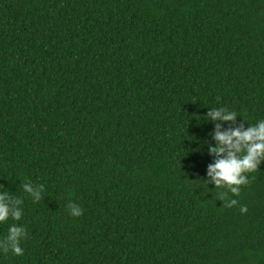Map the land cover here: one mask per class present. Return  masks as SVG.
Masks as SVG:
<instances>
[{"label": "trees", "instance_id": "16d2710c", "mask_svg": "<svg viewBox=\"0 0 264 264\" xmlns=\"http://www.w3.org/2000/svg\"><path fill=\"white\" fill-rule=\"evenodd\" d=\"M262 119L264 0H0V264H264V159L208 175L216 124Z\"/></svg>", "mask_w": 264, "mask_h": 264}, {"label": "clouds", "instance_id": "9594fccd", "mask_svg": "<svg viewBox=\"0 0 264 264\" xmlns=\"http://www.w3.org/2000/svg\"><path fill=\"white\" fill-rule=\"evenodd\" d=\"M236 116L235 111H230L226 107L213 108L206 113V119L219 121H235ZM214 138L218 143L210 148V152L216 154L217 159L214 164L208 166V175L218 188L224 186L233 195L238 196L241 186L249 183L247 173L259 169L260 161L264 159V119L246 130L241 126L220 131V124L217 123ZM22 187L34 198V202L41 200L43 185L34 188L31 182H25ZM220 199L224 200L223 206L228 208L238 203L235 199H229L228 194L222 195ZM21 203L22 199L10 196L7 191L3 192L0 195V222H6L9 218L19 221L23 213L17 205ZM68 207L73 216H80L83 213V210L74 203H70ZM240 212L246 214L247 206L241 205ZM25 236V228L13 224L8 229V235L0 240V249L5 254L11 251L15 255H23L24 249L20 246V241Z\"/></svg>", "mask_w": 264, "mask_h": 264}]
</instances>
